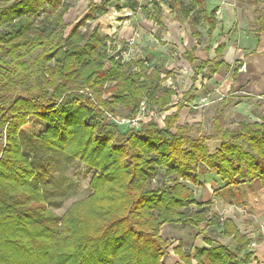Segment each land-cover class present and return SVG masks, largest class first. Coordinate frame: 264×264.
Returning <instances> with one entry per match:
<instances>
[{"label":"trees","instance_id":"16d2710c","mask_svg":"<svg viewBox=\"0 0 264 264\" xmlns=\"http://www.w3.org/2000/svg\"><path fill=\"white\" fill-rule=\"evenodd\" d=\"M101 7L92 2L65 33V0H0V264H167L164 224H220L186 181L200 184L206 171L228 185L264 180V112L236 128L218 114L213 132L200 135L178 124L182 104L164 126L107 119V112L136 115L144 99L169 110L174 90L141 59L109 52L108 37L90 25ZM39 48L31 66L20 58ZM32 115L46 121L44 130ZM216 139L221 147L210 153L207 141ZM52 156L96 169L92 194L63 215L48 207L42 186ZM233 232L235 249L187 253L179 243L176 250L188 264H250V239Z\"/></svg>","mask_w":264,"mask_h":264},{"label":"crops","instance_id":"0c3cea01","mask_svg":"<svg viewBox=\"0 0 264 264\" xmlns=\"http://www.w3.org/2000/svg\"><path fill=\"white\" fill-rule=\"evenodd\" d=\"M65 1L70 4L65 22L74 20L73 24L92 2L104 6L90 25L99 26L108 37L109 52L125 62L141 59L160 72L163 89L174 90L171 108L161 111V119H153L161 126L166 115L181 104L178 124L194 128L212 122L214 126L212 109L220 101L230 102L228 98L238 101L237 113L248 114L250 121L260 120L264 112V0ZM204 97L207 104L195 108ZM207 144L210 153L221 147L217 139ZM199 180L200 184L185 183L194 190L196 203L205 207L208 219L219 218L220 224H164L162 236L174 242L169 254L172 264H188L176 250L179 243L187 253L219 245L235 249L233 230L250 239V264H264V180L228 185L216 171H206ZM225 220L230 223L226 228Z\"/></svg>","mask_w":264,"mask_h":264},{"label":"rangeland","instance_id":"374dc122","mask_svg":"<svg viewBox=\"0 0 264 264\" xmlns=\"http://www.w3.org/2000/svg\"><path fill=\"white\" fill-rule=\"evenodd\" d=\"M73 23L74 20L67 21V28L65 30V33L69 31ZM83 30H85V28H83ZM41 50L42 48L26 53L22 51L20 53V58L25 60L28 65L31 66L34 58ZM14 69L18 71L20 70L19 67H15ZM228 99L230 102H225L226 100L222 102L220 101L212 109V113H214V115L217 116L218 114H222L224 126L228 128H236L241 121H250L251 117L248 114L237 113L238 111L236 108H234V106L238 101L236 99ZM255 114L257 115V113ZM116 115L124 116V114ZM159 117L161 119L162 115L159 114ZM30 122L37 130H44L47 126L45 120L35 115L30 116ZM212 125V122H210L209 124H205V126H194L193 133L200 134V132H204L205 130L212 133ZM49 170V177L42 183V186L48 207L56 214L63 215V213L68 209L70 205H72L73 202L81 200L92 194L93 189L91 188L90 183L96 169L89 166L88 164L77 159H66L65 157L61 156H52ZM159 177H161V175H159ZM159 177H157V179ZM156 180L153 181V184L157 183ZM173 244L174 242L172 243L170 249H172ZM170 258V255H168V257L166 258L167 264H172Z\"/></svg>","mask_w":264,"mask_h":264},{"label":"built area","instance_id":"2783aa9c","mask_svg":"<svg viewBox=\"0 0 264 264\" xmlns=\"http://www.w3.org/2000/svg\"><path fill=\"white\" fill-rule=\"evenodd\" d=\"M217 13L219 14L220 11L217 10ZM133 43H134V37L129 39V44L132 45ZM207 102H208L207 98L204 97L194 107L195 108L202 107V106L206 105ZM159 114H160V112L157 109H151L148 106V104L145 101H143L140 104V108H139L138 112L134 116H127V115L117 116V115H115V114H113L111 112H107L106 116H107L108 120L113 121V122H115L118 125L127 126L129 128H135V127L140 126L142 123H144L147 120L159 117ZM251 246H253V247L256 246V243L253 242L251 244Z\"/></svg>","mask_w":264,"mask_h":264}]
</instances>
